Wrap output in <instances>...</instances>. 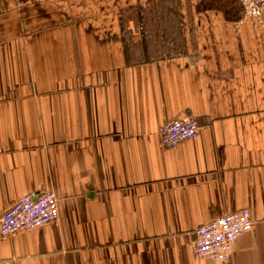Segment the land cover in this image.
Segmentation results:
<instances>
[{"label": "crops", "instance_id": "obj_1", "mask_svg": "<svg viewBox=\"0 0 264 264\" xmlns=\"http://www.w3.org/2000/svg\"><path fill=\"white\" fill-rule=\"evenodd\" d=\"M185 114L195 138L163 147ZM58 219L0 264H264V19L239 0H0V214ZM247 209L227 261L195 228Z\"/></svg>", "mask_w": 264, "mask_h": 264}, {"label": "built area", "instance_id": "obj_2", "mask_svg": "<svg viewBox=\"0 0 264 264\" xmlns=\"http://www.w3.org/2000/svg\"><path fill=\"white\" fill-rule=\"evenodd\" d=\"M245 13L264 19V0H239ZM199 125L191 114L163 122L158 128L163 147H173L195 138ZM58 219V198L50 190L39 194L27 193L21 196L0 214V235L12 236L22 231L34 230ZM254 221L247 209L225 213L194 230L193 253L197 258L227 261L232 254L235 240L252 229Z\"/></svg>", "mask_w": 264, "mask_h": 264}]
</instances>
